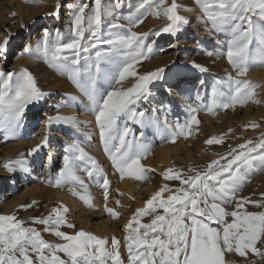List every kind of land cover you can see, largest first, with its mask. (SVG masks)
Instances as JSON below:
<instances>
[{
  "label": "rangeland",
  "instance_id": "obj_1",
  "mask_svg": "<svg viewBox=\"0 0 264 264\" xmlns=\"http://www.w3.org/2000/svg\"><path fill=\"white\" fill-rule=\"evenodd\" d=\"M83 2H87L91 10L92 0H0V42L9 38L5 58L0 59V71L18 73L27 69L46 96L45 100L28 105L18 124L8 113L0 118V215H15L25 221V227L41 231L44 240L57 244L63 241L44 232L43 225L31 221L33 217H46L53 208L65 206L69 210L67 220L75 228L62 227V231L74 234L82 229L108 240L109 248L111 240L118 239L121 258L127 264L125 229L136 210L145 207L146 201L166 184L173 192L184 187L180 180L165 179L162 175L164 172L168 169L179 170L185 177L195 175L189 169L204 173L212 161L220 160L224 164L227 161L221 160V157L228 156L231 159L229 153L234 149L236 152L242 151L239 145L249 140L258 144L264 139V65L261 64L264 61V45L255 41L250 45L249 55L254 63L250 64L244 76L237 77L235 67L226 57L228 43L232 39L231 32L223 24L217 28L205 22V18L211 14L205 11V0H176L180 6L179 15L188 23L183 24L175 36L166 33L156 35L169 23L163 15V7L160 8L161 15L157 17L152 16L153 10L144 4V0H119L121 6L113 9L114 16L102 19L99 39L103 41L124 35L130 20L143 18L142 24L131 28L137 33L148 34L141 49L97 43V37L93 35L96 29L94 26L89 27L86 12L81 43L87 51L78 53L80 63H72L77 56L71 52L61 54L66 57L65 60H53L50 53L45 55L38 47L44 29L48 30L50 46L70 42L75 38L71 18ZM116 2L104 0L109 5ZM171 2L167 0V5ZM150 3L158 5L159 0H150ZM57 10L59 16L50 15ZM113 23L122 24L125 29H113L110 27ZM141 52L144 58L136 66L137 72L145 74L163 68L164 80L150 84L151 95L146 101L134 106L133 111L144 109L147 116L157 109L154 116L162 120L167 115L168 124L176 131L165 129L155 120L150 125L141 126L134 123L130 116H121L118 121L120 129L129 127L132 136L150 149L141 161L146 169V179L137 180L127 175L121 178L114 167L109 149L114 151L119 146V140L113 139L105 145L96 122V104L77 84L74 72L80 73V84L87 87L85 69L99 65L100 73L95 84V99L99 100L101 95L113 88L126 89L137 82L135 77H128L120 84L109 83L130 57L139 56ZM193 62L207 71L193 67ZM229 75L250 82L252 87L246 89L249 93L247 97L233 99L228 91ZM15 79L16 76L13 77ZM224 103H230L231 106L223 109ZM189 108L198 110L196 115L199 124L181 133L176 126H182L190 120ZM56 115L74 118L79 128L63 122L49 125L45 117ZM89 118L90 121H87ZM174 135L176 140L173 143L171 140ZM45 136L48 137L47 146H42L34 155H27L42 143ZM132 136L128 139L131 140ZM210 138L222 139L223 143L210 145L206 143ZM78 148L86 155L85 160L76 162L79 166L76 176L79 179L70 180L61 187L54 186L63 168V157L78 156ZM167 149L170 150L168 159L162 160L160 154ZM261 151L264 150L258 149L253 155ZM87 157L94 159L96 165H91ZM21 159H26L27 171L15 163ZM6 164L18 170L8 172ZM96 168L101 171L97 172ZM89 169L93 171L91 177L87 175ZM240 175H247L249 182L241 185L236 193L237 200L243 197L256 202L244 204L240 211L264 212V207L257 206L264 204V170L246 169V166L241 165ZM105 178L110 184L107 200L102 186ZM209 184L214 185L216 182L210 181ZM128 186L133 188L131 192ZM91 194L98 199L100 206L91 199ZM170 194L165 191L164 197ZM34 201L33 207L24 209L23 206ZM236 202L234 200L223 206L231 212L236 210ZM106 206L114 209L119 216L110 215ZM159 212L163 210L159 209ZM151 219L152 216L140 218L143 224L150 223ZM226 219L231 222L233 218L229 216ZM206 222L213 228H222L215 222ZM257 247L264 253V245L258 243ZM224 259L225 264H264V255L253 254L250 250L247 257L226 252Z\"/></svg>",
  "mask_w": 264,
  "mask_h": 264
},
{
  "label": "snow or ice",
  "instance_id": "obj_2",
  "mask_svg": "<svg viewBox=\"0 0 264 264\" xmlns=\"http://www.w3.org/2000/svg\"><path fill=\"white\" fill-rule=\"evenodd\" d=\"M93 7L89 10V4L83 2L73 13L71 23L74 28L75 38L68 43L50 46L47 37L48 30L44 29L41 44L38 46L45 54H51L53 60H65L61 54L71 52L77 56L73 64H79L78 53L87 51L81 41L84 38V25L86 20L89 27L94 26L96 31L93 35L97 37V43H106L114 46H123L128 49L139 50L143 47V41L147 38L146 33H137L131 28L138 27L143 23V18L130 20V26L119 23L110 25L113 29H125L126 34L118 35L115 39H99V28L102 19L107 16H114L113 9L120 7V2L109 5L104 0H92ZM152 8L153 13L159 17L160 8L163 7V15L169 21L156 35L162 33L175 36L181 31L182 25L188 21L179 15V5L176 0H172L167 5V0H159L158 5H152L150 0H144ZM143 6V5H142ZM205 11L211 13L205 18V22L212 23L219 28L221 24L228 26L232 39L228 43L226 57L236 69V76L242 77L249 70L250 64L254 63L249 55V48L253 42L264 45V0H205ZM15 15V14H13ZM50 15L59 16V10ZM57 33L59 30H56ZM9 38L0 42V59L5 58L8 50ZM96 45H93L95 47ZM150 50V49H149ZM100 53L97 52V56ZM144 58L141 52L139 56H132L125 62L119 72L112 76L110 84H120L128 77H135L137 82L128 88H113L106 94L101 95L99 100L95 90L96 78L100 73L99 65L93 69H85L87 87L80 84L79 72H74V79L82 90L96 104V122L99 125L100 136L107 146L113 139L119 140V146L113 151L109 149L114 167L119 171L121 178L125 175L137 180L146 179L145 167L141 163L146 158L150 149L140 143L132 136V130L125 126L122 130L118 125L121 116H130L136 124L144 126L150 125L153 120L161 124L165 129L176 131L172 125L168 124L167 115L162 120L156 118L153 109L146 116V110L133 111L134 106L146 101L151 95L150 84L164 80L165 69H157L153 72L139 74L136 66ZM264 65V61L261 62ZM193 67L200 71H207L202 66L193 62ZM16 79L13 80V77ZM228 91L233 95V99H243L249 95L246 89L252 86L247 80L234 78L231 75L227 78ZM0 118L6 113L19 123L28 105L39 103L46 99L45 93L38 87L33 75L27 69L18 73L0 71ZM234 86V87H233ZM64 106V105H61ZM230 103H224L223 109H228ZM167 111V109H165ZM190 120L184 124H177L179 132L190 129L192 125H198L199 120L196 115V108H189ZM49 125L54 122H63L79 128V123L74 118L60 115L45 117ZM255 127V125H253ZM142 135V134H141ZM132 136L129 140L128 137ZM176 136L171 142H175ZM208 144H222V139L210 138ZM48 137L45 136L41 144L31 149L29 156L36 154L42 146H47ZM251 146V147H249ZM73 147V146H70ZM242 151L236 152L234 149L228 156L221 157L227 161L224 164L220 160H214L207 165V171L198 172L195 175L184 176L179 170L168 169L162 175L168 180H180L184 187L175 192L166 184L159 189L150 199L146 201L143 208L136 210L130 222L126 225L127 235L125 237L127 248V264H225L224 255L226 252H235L240 257H247L249 250L256 255H264L260 252L257 244L264 245V212L252 213L244 211L246 203H256L247 198L237 200L236 193L242 184L249 182L247 175H240L241 165L246 169L258 168L264 170V151L258 155L257 150H264V139L258 144H253L251 140L238 146ZM246 150V151H243ZM79 155L70 158L63 157V168L59 179L54 186L61 187L62 184L70 180L79 179L76 176L78 169L77 161L86 158L82 149H77ZM91 165L95 166L96 161L87 157ZM258 162V163H254ZM20 169L27 171L25 167L26 159L15 161ZM235 166V167H234ZM6 171L16 172L10 164L5 165ZM97 172L101 170L95 169ZM103 175V173L101 172ZM89 177L93 176V171H87ZM214 181L216 184L210 185ZM82 184L83 181H80ZM105 189V200L108 198L109 181L103 180ZM165 191L171 193L164 197ZM83 198V197H82ZM236 200V210L227 211L223 206ZM23 206L25 210L35 205ZM119 205V200L116 201ZM264 207V204H257ZM159 209L163 212L160 213ZM106 210L110 215L118 217L119 214L112 208ZM68 208L60 206L53 208L46 217H33L32 223L43 225V231L53 234L62 243H49L43 239L41 231L35 228L25 227V221L19 220L15 215H0V264H125L121 258L120 241L116 238L111 240V247H107L109 241L94 234L79 230L74 234L62 231V227L75 228V225L67 220ZM152 216L148 224L141 223L140 218ZM232 217L231 222L227 217ZM198 217L203 219H198ZM215 222L222 228H213L207 223ZM136 226H133V225ZM143 230V231H141ZM60 254H63V257Z\"/></svg>",
  "mask_w": 264,
  "mask_h": 264
},
{
  "label": "bare ground",
  "instance_id": "obj_3",
  "mask_svg": "<svg viewBox=\"0 0 264 264\" xmlns=\"http://www.w3.org/2000/svg\"><path fill=\"white\" fill-rule=\"evenodd\" d=\"M152 16H155V14L153 13ZM252 77H253V76H252ZM252 77H251V79H252ZM189 79H190V78H189ZM189 79H188V80H189ZM87 121H90V118H89ZM169 154H170V150H168V149L162 151L161 154H160L161 159H162V160H166V159H168L167 157H168ZM128 190L131 192V191L133 190V188H131L130 186H128ZM62 195H63V193H62ZM90 197H91V199H92L96 204H98L99 206L101 205L100 202L98 201V199L95 198V197H93L92 194H91ZM63 198H64V196H63Z\"/></svg>",
  "mask_w": 264,
  "mask_h": 264
}]
</instances>
